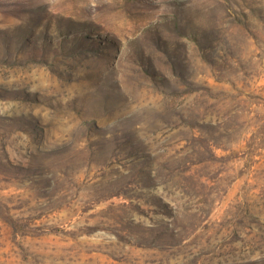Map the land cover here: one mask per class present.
Wrapping results in <instances>:
<instances>
[{"label": "rangeland", "instance_id": "rangeland-1", "mask_svg": "<svg viewBox=\"0 0 264 264\" xmlns=\"http://www.w3.org/2000/svg\"><path fill=\"white\" fill-rule=\"evenodd\" d=\"M0 264H264V0H0Z\"/></svg>", "mask_w": 264, "mask_h": 264}]
</instances>
